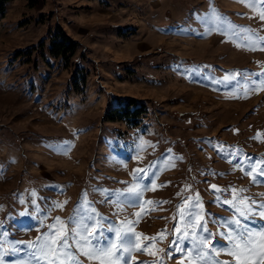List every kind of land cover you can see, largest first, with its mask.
I'll use <instances>...</instances> for the list:
<instances>
[{"label": "rangeland", "instance_id": "rangeland-1", "mask_svg": "<svg viewBox=\"0 0 264 264\" xmlns=\"http://www.w3.org/2000/svg\"><path fill=\"white\" fill-rule=\"evenodd\" d=\"M262 14L264 0L8 3L0 19V264H37L29 242L52 224L54 235L72 237V218H84L89 237L102 224L115 242L107 229L119 228L132 248L90 259L95 241L81 249L69 239L80 264H203L189 240L205 221L212 240L227 244L224 220L264 203ZM56 28L78 43L68 64L48 55ZM78 68L87 78L74 90ZM116 98L146 106L138 125L103 120ZM133 186L140 195L128 198ZM193 211L185 236L181 215ZM178 237L185 252L170 249Z\"/></svg>", "mask_w": 264, "mask_h": 264}, {"label": "snow or ice", "instance_id": "snow-or-ice-1", "mask_svg": "<svg viewBox=\"0 0 264 264\" xmlns=\"http://www.w3.org/2000/svg\"><path fill=\"white\" fill-rule=\"evenodd\" d=\"M264 19V14L261 16ZM228 79V77H225ZM67 143V142H66ZM144 170H138L137 178L140 180L147 179V175L140 176L139 173ZM264 171V170H262ZM215 188V185H213ZM34 195V194H33ZM124 195V193H117V196ZM128 198L139 197L140 191L138 187L133 186L127 189ZM132 203H135V199L131 200ZM23 203V201H21ZM35 204V200L32 201ZM151 203V202H149ZM232 203V202H228ZM255 203V202H253ZM59 206V205H57ZM239 211L240 217L242 219H237L235 216L231 219H225L224 224L229 226L230 230L226 233L222 232L219 235L223 237L224 240H227V244L222 243L220 240H212L213 233L208 230L207 222L205 221L202 224H196L193 226L192 235L195 239L189 240L191 245L190 251L195 254V258L202 260L203 264H264V203L256 205L255 208H248L247 210ZM22 217L29 216V212H21L19 214ZM139 215V214H137ZM197 216L196 212H188L181 215V219H186L185 223V236H187V228L192 226V218ZM259 218V219H258ZM73 221L77 224V228L73 230V236L69 237L67 232H64L63 236H59V229H57V235L52 233V229L56 228V224L48 225L49 231L44 233L42 236H38L35 241L29 242L28 247L34 248L35 251L32 253V258L37 261V264H63V261L71 258L74 261V264H80L78 260L72 256L69 249L68 240H75L78 247L81 249L88 244H92V241H95V244L92 246L90 252H85L84 254L90 259H97L107 256H115L117 249L123 248L125 252L129 254L132 251L130 246L126 245L129 243L124 235L121 234L119 228H114L109 226L107 231L116 233L115 242L109 239L103 230V225L99 224L98 234L93 232L91 237L87 235L88 225L84 223V218L76 220L72 218ZM87 219H93L92 216H88ZM104 218L101 217V220ZM41 223H43L41 221ZM57 223H60L59 218H57ZM99 223V222H98ZM259 225L257 228L256 226ZM195 227L200 228V234L197 235L195 232ZM206 233V235H205ZM79 236V239L76 237ZM257 237L261 239L258 241ZM155 239V237H153ZM178 246L175 249H170L177 252H185L183 245L185 240L184 237H178ZM212 240V246L210 249L205 250L204 244ZM59 244V248H57ZM138 251H144V247L137 248ZM222 251L227 255H230L234 258L233 261H220L216 258L213 253L219 254ZM51 255V259L49 256ZM123 260L124 257L118 258ZM125 264L127 262L125 261ZM140 264H147V262H140Z\"/></svg>", "mask_w": 264, "mask_h": 264}, {"label": "trees", "instance_id": "trees-1", "mask_svg": "<svg viewBox=\"0 0 264 264\" xmlns=\"http://www.w3.org/2000/svg\"><path fill=\"white\" fill-rule=\"evenodd\" d=\"M13 0H0V19L4 16L7 4ZM29 7L34 6L35 0H26ZM78 43L71 40L62 29L56 28L50 34V44L48 47V55L54 59L60 58L65 64L69 63L70 58L74 55ZM42 47V45L40 46ZM20 54V52H18ZM86 72L82 68L76 69L70 77L72 89L78 90L79 84L84 86L86 80ZM147 113L146 106L140 101L134 99H117L116 107L111 108L105 113L103 120L105 122L125 121L132 126L138 125V122L145 117Z\"/></svg>", "mask_w": 264, "mask_h": 264}]
</instances>
